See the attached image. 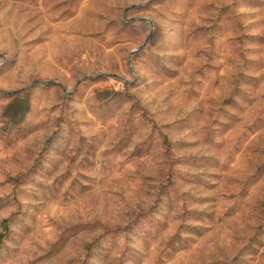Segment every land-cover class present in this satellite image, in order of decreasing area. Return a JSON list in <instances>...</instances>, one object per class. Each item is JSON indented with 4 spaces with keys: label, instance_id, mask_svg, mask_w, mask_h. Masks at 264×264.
Here are the masks:
<instances>
[{
    "label": "rangeland",
    "instance_id": "rangeland-1",
    "mask_svg": "<svg viewBox=\"0 0 264 264\" xmlns=\"http://www.w3.org/2000/svg\"><path fill=\"white\" fill-rule=\"evenodd\" d=\"M0 264H264V0H0Z\"/></svg>",
    "mask_w": 264,
    "mask_h": 264
}]
</instances>
